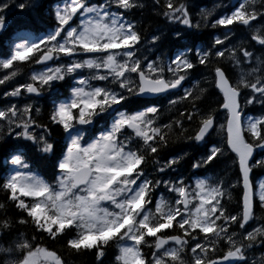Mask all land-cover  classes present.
<instances>
[{"label":"snow or ice","instance_id":"1","mask_svg":"<svg viewBox=\"0 0 264 264\" xmlns=\"http://www.w3.org/2000/svg\"><path fill=\"white\" fill-rule=\"evenodd\" d=\"M38 7L0 0V35ZM145 7L60 0L0 45V264H264V0H152L150 36ZM161 25L209 38L157 53Z\"/></svg>","mask_w":264,"mask_h":264},{"label":"trees","instance_id":"2","mask_svg":"<svg viewBox=\"0 0 264 264\" xmlns=\"http://www.w3.org/2000/svg\"><path fill=\"white\" fill-rule=\"evenodd\" d=\"M60 2V0H38L39 7L36 10H31L25 13H15L13 14L12 19H10L9 23L11 27L8 32L0 35V45L4 48L9 46V39L15 40L16 35L20 33H14L13 30L17 28H24L26 31L35 35L36 33L44 30L47 25L51 23V15L50 13L54 10L56 4ZM141 3L145 4L146 7L142 10L143 15L141 16V12L137 11L135 13L136 18L142 20V27L147 28L149 36L156 30L158 24H160L159 18L154 16L152 13V0H140ZM193 4L192 11L193 13L199 12L201 7L207 6L211 8L213 4L218 5H226L229 3V0H191ZM232 2V0H231ZM161 31L164 33L161 37L160 44L157 48V53L167 52L171 53L176 50L178 47H182L185 43L194 44L201 43L203 44L209 38L208 31L206 30L203 33H195V32H187L182 40H177L173 37L172 33L168 29H164L161 25ZM11 34V35H10ZM235 42V41H234ZM22 75H18L17 79H23V74L27 73L26 68H20L18 70ZM11 85H9L10 87ZM41 103H44L41 101ZM173 152H181V151H190L192 156L195 157L198 155L202 149L197 148L192 145L181 144L177 145L172 149ZM29 156L34 165H39L40 171L43 174L50 175L52 173V162L50 160H39L36 157L31 149H28ZM261 156H264V153H259L256 156V159H260ZM190 165V159H186L181 164L182 170H187ZM10 165L4 159L3 153L0 152V169H10ZM212 174V173H210ZM254 176L256 177H264V168H258L254 171ZM257 215L264 216V211H261L259 208L257 209ZM59 248V245L55 246ZM259 252L257 251V255ZM64 258L68 261V264H95V259L91 254L83 255V256H70L67 252L63 253ZM112 259L111 255L106 256L104 258V264H110V260Z\"/></svg>","mask_w":264,"mask_h":264}]
</instances>
